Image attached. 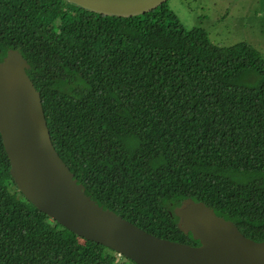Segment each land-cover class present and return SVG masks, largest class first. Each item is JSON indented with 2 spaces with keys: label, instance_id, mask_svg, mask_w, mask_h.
Returning a JSON list of instances; mask_svg holds the SVG:
<instances>
[{
  "label": "trees",
  "instance_id": "16d2710c",
  "mask_svg": "<svg viewBox=\"0 0 264 264\" xmlns=\"http://www.w3.org/2000/svg\"><path fill=\"white\" fill-rule=\"evenodd\" d=\"M19 49L52 143L85 192L155 236L188 198L264 241V58L186 29L168 2L134 17L64 0H0V60ZM259 81L251 85L249 79ZM0 134V264H115V251L19 191Z\"/></svg>",
  "mask_w": 264,
  "mask_h": 264
},
{
  "label": "water",
  "instance_id": "95a60500",
  "mask_svg": "<svg viewBox=\"0 0 264 264\" xmlns=\"http://www.w3.org/2000/svg\"><path fill=\"white\" fill-rule=\"evenodd\" d=\"M115 17H134L168 0H64ZM19 49L0 60V134L19 191L39 211L75 235L104 245L136 264H264V241L246 237L236 224L191 198L174 209L177 226L199 245L146 232L85 192L57 153L40 92Z\"/></svg>",
  "mask_w": 264,
  "mask_h": 264
},
{
  "label": "rangeland",
  "instance_id": "374dc122",
  "mask_svg": "<svg viewBox=\"0 0 264 264\" xmlns=\"http://www.w3.org/2000/svg\"><path fill=\"white\" fill-rule=\"evenodd\" d=\"M186 29L199 27L210 40L228 47L247 42L264 58V0H168ZM257 77L249 79L254 85ZM115 264H136L115 253Z\"/></svg>",
  "mask_w": 264,
  "mask_h": 264
}]
</instances>
